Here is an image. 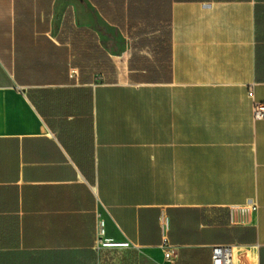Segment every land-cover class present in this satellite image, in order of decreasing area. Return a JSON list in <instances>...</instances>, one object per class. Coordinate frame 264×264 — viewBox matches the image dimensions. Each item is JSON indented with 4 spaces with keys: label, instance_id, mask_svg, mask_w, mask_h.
Instances as JSON below:
<instances>
[{
    "label": "crops",
    "instance_id": "0c3cea01",
    "mask_svg": "<svg viewBox=\"0 0 264 264\" xmlns=\"http://www.w3.org/2000/svg\"><path fill=\"white\" fill-rule=\"evenodd\" d=\"M249 88L264 0H0V264H264Z\"/></svg>",
    "mask_w": 264,
    "mask_h": 264
},
{
    "label": "built area",
    "instance_id": "2783aa9c",
    "mask_svg": "<svg viewBox=\"0 0 264 264\" xmlns=\"http://www.w3.org/2000/svg\"><path fill=\"white\" fill-rule=\"evenodd\" d=\"M248 96L252 100V116L254 120L264 119V103L254 100L252 88L248 89ZM256 205L252 206L254 210ZM98 246L102 248H129L130 242H116L111 239H98ZM164 258L167 264H176L173 248L167 245L166 239L163 243ZM244 253L234 255V250L230 245H216L211 248L210 264H249V259Z\"/></svg>",
    "mask_w": 264,
    "mask_h": 264
},
{
    "label": "rangeland",
    "instance_id": "374dc122",
    "mask_svg": "<svg viewBox=\"0 0 264 264\" xmlns=\"http://www.w3.org/2000/svg\"><path fill=\"white\" fill-rule=\"evenodd\" d=\"M248 257L251 258L250 255H248Z\"/></svg>",
    "mask_w": 264,
    "mask_h": 264
}]
</instances>
